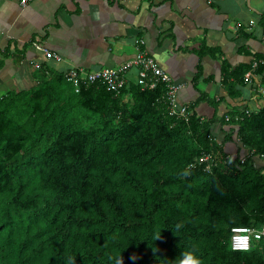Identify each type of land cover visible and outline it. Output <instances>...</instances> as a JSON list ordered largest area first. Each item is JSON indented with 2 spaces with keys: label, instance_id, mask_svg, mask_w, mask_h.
<instances>
[{
  "label": "trees",
  "instance_id": "1",
  "mask_svg": "<svg viewBox=\"0 0 264 264\" xmlns=\"http://www.w3.org/2000/svg\"><path fill=\"white\" fill-rule=\"evenodd\" d=\"M251 58L222 64L231 98ZM42 75L0 95V264H163L190 248L201 264H264L263 240L230 247L233 228L264 226V105L203 120L193 104L186 123L160 82L76 94Z\"/></svg>",
  "mask_w": 264,
  "mask_h": 264
},
{
  "label": "crops",
  "instance_id": "2",
  "mask_svg": "<svg viewBox=\"0 0 264 264\" xmlns=\"http://www.w3.org/2000/svg\"><path fill=\"white\" fill-rule=\"evenodd\" d=\"M21 1L0 0V95L40 86L44 69L49 77L73 67L96 72L143 49L184 85L178 103L194 104L203 120L264 105V72L253 80L254 91L230 78L240 94L234 98L220 72L223 63L231 72L264 56V0H31L25 7ZM239 28L250 40L237 39ZM128 79L134 82L135 71Z\"/></svg>",
  "mask_w": 264,
  "mask_h": 264
},
{
  "label": "bare ground",
  "instance_id": "3",
  "mask_svg": "<svg viewBox=\"0 0 264 264\" xmlns=\"http://www.w3.org/2000/svg\"><path fill=\"white\" fill-rule=\"evenodd\" d=\"M47 60H57V57L55 56ZM255 62L258 63V66H264V60H258ZM252 65L249 72L251 73V83H246V87H248V89L251 88L254 91L255 87L252 85V82L258 76L254 74V71L258 68V66L252 71ZM131 71H135L134 82L129 81L128 79L129 73ZM62 76L68 83L74 86V89L80 87V81L85 80L86 82L87 79L93 77L96 78V80L90 83L88 87L100 86L111 91H119L130 83L139 87L141 90H153L158 85V82H160L164 86V95L166 96L165 101L169 106V115L175 117L176 119L186 120V111H188L189 107L185 104H180L177 101V94L180 89L184 88V85L173 83L169 76L155 64L153 58L146 51L137 50L134 56L115 68H106L96 72H91L82 68L73 67ZM124 83L125 85L122 88H115L116 90H112L115 86ZM250 85L251 87H249ZM123 92L124 95H121V101L123 104L131 103L132 97L130 92L127 91V89H124ZM260 97L261 99H264V94H260ZM173 105H176V111L174 112L172 107Z\"/></svg>",
  "mask_w": 264,
  "mask_h": 264
},
{
  "label": "built area",
  "instance_id": "4",
  "mask_svg": "<svg viewBox=\"0 0 264 264\" xmlns=\"http://www.w3.org/2000/svg\"><path fill=\"white\" fill-rule=\"evenodd\" d=\"M31 0H22L21 1V6L25 7V5L30 2ZM32 47L38 51V52H42L44 57L46 59L55 57L54 54H52L51 52H48L47 50L43 49L42 47H40L38 45V43H32ZM59 58V57H58ZM38 65H35V67L37 68ZM258 66V63L255 62L252 65V71L255 70ZM245 82L246 83H251V73H247L245 75ZM96 78H89L84 81H80V87H88V85L90 83H92L93 81H95ZM124 84H120L115 86L112 90H116L115 88H122ZM79 88H75V92L77 93L79 91ZM173 112L176 111V105H173ZM191 114L186 111V120L185 122L188 123L189 122V116ZM228 120V118H226V121ZM252 240H263L264 241V226L259 228V229H255V228H247V227H238V228H233L231 230V237H230V246H231V250L234 252H246L249 251L251 248V242Z\"/></svg>",
  "mask_w": 264,
  "mask_h": 264
},
{
  "label": "clouds",
  "instance_id": "5",
  "mask_svg": "<svg viewBox=\"0 0 264 264\" xmlns=\"http://www.w3.org/2000/svg\"><path fill=\"white\" fill-rule=\"evenodd\" d=\"M73 91H74V93H76L74 89H73ZM79 91H80V89H79ZM79 91L77 93H79ZM247 228H249V227H247ZM251 228H253V227H251ZM158 236H159V234L155 235L153 240L157 239ZM132 259L135 260L136 257L133 256ZM161 261H163V264H201V259L199 257V254L197 253V251L194 248H190L186 251H182L178 258H175L171 261H167V260H161ZM115 264H122L121 256L116 258Z\"/></svg>",
  "mask_w": 264,
  "mask_h": 264
},
{
  "label": "rangeland",
  "instance_id": "6",
  "mask_svg": "<svg viewBox=\"0 0 264 264\" xmlns=\"http://www.w3.org/2000/svg\"><path fill=\"white\" fill-rule=\"evenodd\" d=\"M256 80H257V78H256ZM39 84V83H38Z\"/></svg>",
  "mask_w": 264,
  "mask_h": 264
}]
</instances>
